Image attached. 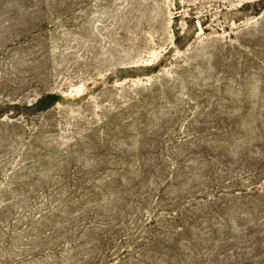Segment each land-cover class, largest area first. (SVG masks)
<instances>
[{"label": "rangeland", "instance_id": "374dc122", "mask_svg": "<svg viewBox=\"0 0 264 264\" xmlns=\"http://www.w3.org/2000/svg\"><path fill=\"white\" fill-rule=\"evenodd\" d=\"M0 264H264V0H0Z\"/></svg>", "mask_w": 264, "mask_h": 264}, {"label": "trees", "instance_id": "16d2710c", "mask_svg": "<svg viewBox=\"0 0 264 264\" xmlns=\"http://www.w3.org/2000/svg\"><path fill=\"white\" fill-rule=\"evenodd\" d=\"M53 98H55V96H53ZM43 101H44V100H43ZM43 101L41 100V101H39V103H42Z\"/></svg>", "mask_w": 264, "mask_h": 264}]
</instances>
